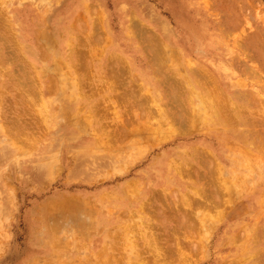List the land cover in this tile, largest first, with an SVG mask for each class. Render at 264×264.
<instances>
[{
  "label": "rangeland",
  "instance_id": "374dc122",
  "mask_svg": "<svg viewBox=\"0 0 264 264\" xmlns=\"http://www.w3.org/2000/svg\"><path fill=\"white\" fill-rule=\"evenodd\" d=\"M189 69L210 75L233 121L190 110L188 83L202 93L204 80ZM0 71V264H133L126 236L146 264L175 249L181 264H264V0H0ZM173 84L185 136L158 122L185 111ZM92 105L109 118L91 121ZM122 127L136 134L114 149ZM147 201L158 237L184 224L181 245L127 233Z\"/></svg>",
  "mask_w": 264,
  "mask_h": 264
},
{
  "label": "bare ground",
  "instance_id": "6f19581e",
  "mask_svg": "<svg viewBox=\"0 0 264 264\" xmlns=\"http://www.w3.org/2000/svg\"><path fill=\"white\" fill-rule=\"evenodd\" d=\"M152 57V56H151ZM152 62H154L155 61V63H159V61L160 60H158V58H152V60H151ZM157 61V62H156ZM1 72V71H0ZM188 76H189V74H190V76H196V77H198V80H199V78H202L203 80H204V84H199V83H196V84H199V85H201V86H203L204 85V87H203V89H204V92H202V91H200V92H202V93H199V92H197V89H196V87L195 86H193V82L192 81H190L189 83H188V81L190 80L189 78H188V76H187V78H185V80L184 81H187V83L190 85V87H191V89H188V90H190L189 92H188V94H189V96L190 97H192V100L193 99H195V98H197V101H198V106L196 107V109H194V108H190V110H192V112H193V110H196L195 112L196 113H201L202 115L204 114L205 116H207L208 117V121H215V123H216V121H218L219 123H220V121H227V119H232V121L234 120V117L232 116V115H230V116H232L231 118H226L227 116H225V118L223 119V114L222 113H224V110H231V111H233L234 110V108H233V110H232V108H231V106H228V105H226V101L228 102V100H225V97L223 96L224 94H222L223 92L220 90V89H218L217 87H216V84L214 83V80L210 77V75H208V77H210L211 79H209L208 80V77L205 75V73L206 72H204V73H195V71L194 70H188ZM201 72V71H200ZM173 76V75H172ZM169 77V76H168ZM168 77H167V79H168ZM195 77V78H196ZM207 78V79H206ZM167 79H165V82L167 83ZM183 79V78H182ZM170 80V79H169ZM169 80H168V82H169ZM160 81V80H159ZM171 81V80H170ZM213 81V82H212ZM176 82H178V80H176ZM196 82V81H195ZM182 83V82H181ZM214 83V84H213ZM112 85V84H111ZM174 86H175V84H173ZM218 85V84H217ZM109 85L107 84V87H108ZM177 86V85H176ZM175 86V87H176ZM181 87H183V86H181ZM83 88V87H82ZM108 88H110V87H108ZM113 88H115V87H113ZM112 88V89H113ZM177 89H175V90H173L172 91V94H173V99L175 98V96H176V99H178V97H177V94H178V92L176 91V90H180V88H178V87H176ZM80 89V88H79ZM201 89H202V87H201ZM202 89V90H203ZM54 90V89H53ZM80 91V90H79ZM107 93H108V99H110V95H112V93H113V91H110V92H108V91H106ZM176 92V93H175ZM222 92V93H221ZM51 93V92H50ZM49 94V93H48ZM178 95H180V94H178ZM84 96H85V94H84ZM94 95H92L90 98H92ZM122 96V95H121ZM125 96V95H124ZM130 96H132V95H130ZM180 96H182V95H180ZM88 97V96H87ZM117 97V96H116ZM112 99H110L111 101H114V97H113V95H112V97H111ZM122 98V97H121ZM123 98H125V97H123ZM105 99V98H104ZM109 100V101H110ZM124 100V99H123ZM175 100V99H174ZM172 100V102H175V103H177L178 105H179V100L177 101V100ZM188 100V99H187ZM191 100V99H190ZM189 100V101H190ZM196 100V99H195ZM106 103H108L107 102V98H106ZM200 101V102H199ZM232 101V100H231ZM180 102L182 103V101L180 100ZM112 103V105H111V107L109 106V108H111V110L114 108L115 109V112L113 113V111H112V113L113 114H115V117L117 118V116H118V112L116 111L117 109H118V107L116 106V104L118 103H116V102H111ZM174 103V104H175ZM180 103V105H179V107L178 108H180L181 110H185V111H182V112H184L183 113V116H182V114H181V112H180V116L178 115V116H176V114H169V113H167L165 110V112L162 110V116H160V117H162V121H161V119L159 118V121L158 122H160V123H166V125H168L169 126V128L172 130V132L173 133H175L176 132V134L177 135H183L184 133H186V130L187 131H189V129L188 128H190V125L191 124H193V123H191L190 125H189V119L190 118H192V116L190 115H187V114H189L188 113V111L186 110V109H184L183 107V103L181 104ZM190 103H192V102H190ZM189 103V104H190ZM41 104L43 105V101H41ZM44 104H45V102H44ZM101 104V103H100ZM99 104V105H100ZM110 104V103H109ZM122 104V103H121ZM177 104H175V106L177 105ZM40 105V104H39ZM98 105V106H99ZM177 105V106H178ZM184 105H185V103H184ZM231 105L232 106H234L235 107V105L231 102ZM101 106V105H100ZM103 106V105H102ZM180 106H183L182 108L180 107ZM191 106V105H190ZM107 107V106H106ZM41 108V107H40ZM96 108H97V110H99V108L100 107H97L96 106ZM103 108V107H102ZM109 108H107V109H109ZM173 109H175L174 111H176L177 112V110H176V108H173ZM93 110H95L94 112L96 113L95 115H96V117L94 116V113H93ZM102 110V111H101ZM101 110H99V112H102L103 113V115H104V113L105 112H103V109H101ZM110 110V109H109ZM236 110H237V107H236ZM92 111V112H91ZM124 111V110H123ZM199 111V112H198ZM238 111V110H237ZM42 112V111H41ZM99 112H97L96 111V109L94 108V106L92 105V106H89V115H90V120L91 121H101L102 119H107V118H109V116L106 114V115H104V118L103 117H100V118H98V116H99V114H101V113H99ZM108 112V111H107ZM160 112H161V110H160ZM159 112V113H160ZM227 112V111H226ZM225 112V113H226ZM234 112V111H233ZM99 113V114H98ZM187 113V114H186ZM229 114H230V112H228ZM227 113V115L229 116V114ZM48 112L46 111V110H44V115L45 116H48ZM152 113L150 112V113H148V116H147V118L149 119V118H152V116L154 117V113L151 115ZM179 114V113H178ZM187 115V117H186V115ZM190 114H191V111H190ZM197 114V115H198ZM98 115V116H97ZM102 115V116H103ZM107 116V117H106ZM121 116V115H120ZM172 117L171 119L172 120H170L169 122L167 121V118L168 117ZM182 116V117H181ZM229 116V117H230ZM237 116H238V114H237ZM113 117V116H112ZM136 117H138V116H136ZM48 118H49V116H48ZM84 118H87V117H84ZM96 118H98L99 120H97ZM102 118V119H101ZM202 118H204V117H202ZM201 118V119H202ZM212 118H213V120H212ZM122 119V118H121ZM138 119L140 120V117H138ZM169 119V118H168ZM193 119V118H192ZM226 119V120H225ZM237 119H238V117H237ZM44 120H46V119H44ZM78 120V119H77ZM117 120H119V119H117ZM203 120V119H202ZM66 121V120H65ZM87 121V120H86ZM104 121H106V120H104ZM114 121H115V119H114ZM121 121V120H120ZM123 121V120H122ZM126 121V120H125ZM141 121V120H140ZM152 121V120H151ZM157 121V120H156ZM200 121V120H199ZM207 120H206V123L205 124H207V122H208ZM236 121V120H235ZM240 121V120H239ZM130 122V120H128V123ZM228 122V121H227ZM229 122H231V120L229 121ZM127 123V122H126ZM125 123V124H126ZM127 123V124H128ZM210 124V123H209ZM222 124V123H221ZM225 124V123H224ZM159 125V124H158ZM135 126H137V125H135ZM178 126V127H177ZM194 126V125H193ZM206 126V125H205ZM121 127V126H120ZM126 127V126H125ZM124 127V129H123V127L121 128V129H123V130H126V128ZM138 127V126H137ZM159 127V126H158ZM161 127V126H160ZM164 127V126H163ZM182 127V132L179 130V128H181ZM137 129H140L139 127L137 128ZM148 128H146V130H147ZM164 129V128H163ZM168 129V128H167ZM178 129V130H177ZM120 130V129H119ZM129 130V129H128ZM128 130H126V131H128ZM146 130H143V131H146ZM152 129H150V132H152L151 131ZM179 131V132H177V131ZM126 131H124V133H122V135H121V137H119V136H117V137H115L116 139L115 140H110L111 141V143L109 142V144L112 146V148L114 147V149H118L119 150V148H118V146L116 145L117 143H120V141H121V144L125 141L124 139H126L125 137H127L128 138V136L130 135L131 137L133 136V134L135 133V131L134 130H132L133 132L132 133H130V131H128V132H126ZM141 131H142V129H141ZM142 131V132H143ZM120 132V131H119ZM136 132H138L137 130H136ZM147 132H149V130H147L145 133H147ZM159 132V131H158ZM96 133V132H95ZM130 133V134H129ZM118 135H119V133H117ZM136 134V133H135ZM148 134V133H147ZM159 134H161V133H159ZM159 134L157 135V136H159ZM143 135H144V137H142L141 135H139L140 136V140L141 139H143V138H145V134L143 133ZM150 135V134H149ZM7 136H8V134H7ZM116 136V135H115ZM137 136V135H136ZM147 136V135H146ZM155 136V135H154ZM184 136H185V134H184ZM138 137V136H137ZM12 138V137H11ZM124 138V139H123ZM158 138V137H157ZM13 139H14V137H13ZM138 139V140H139ZM146 139V138H145ZM127 140V139H126ZM164 140V139H163ZM169 140V139H168ZM245 140V139H244ZM159 141V140H158ZM9 143V142H8ZM108 144V145H109ZM124 144V143H123ZM139 144H140V142H139ZM13 145V144H12ZM11 145V146H12ZM132 147V146H131ZM147 147V146H146ZM109 148H111V147H109ZM114 149H112V150H114ZM233 150V149H232ZM182 152V151H181ZM196 152H198L197 150H196ZM196 152H194V153H196ZM206 152V151H205ZM204 152V153H205ZM250 152V151H249ZM185 153V152H184ZM203 152L202 151H199V154H201L202 156H203V154H202ZM186 154V153H185ZM188 154V153H187ZM206 154V153H205ZM179 155V154H178ZM183 155V154H182ZM190 155V154H189ZM197 155V154H196ZM201 155H200V157H201ZM133 156H135V155H133ZM191 156H192V154H191ZM193 156H195V155H193ZM136 157V156H135ZM187 157V156H186ZM189 157V156H188ZM132 158V157H131ZM194 158V157H193ZM198 158V157H197ZM203 158V157H202ZM201 158V159H202ZM134 159V158H133ZM132 159V160H133ZM119 160V159H118ZM130 160V159H129ZM175 160V159H174ZM185 160H187V159H185ZM198 160V159H197ZM204 160H206V159H204ZM209 160V159H208ZM176 162V164H177V160H175ZM194 161H195V159H194ZM203 161V160H202ZM209 161H211V160H209ZM214 161V160H213ZM216 161V160H215ZM133 162H135L134 160H133ZM172 162V161H171ZM242 162V161H241ZM127 163V162H126ZM186 163H188V162H186ZM198 163H200V162H198ZM205 163H207L206 161H205ZM213 162H211V163H209V164H212ZM172 164L173 163H171L170 165H171V167H173L172 166ZM173 165H175V164H173ZM201 165V164H200ZM210 166V165H209ZM202 167V166H201ZM213 167V166H212ZM211 167V168H212ZM176 168V167H175ZM174 168V169H175ZM188 168V167H187ZM192 168V167H191ZM191 168H189V169H191ZM206 168V167H205ZM208 168V169H207ZM206 168V170L208 171L207 172V175H208V177H215L214 176V174L212 175V171H209V167H207ZM171 169V168H170ZM173 168H172V170H174ZM177 170H175V172L176 173H178V175H179V177H180V174H184L183 176H185L186 175V177L187 176H189V175H191V177H193V175L192 174H194V172H192V170L193 169H191V172L189 173V171L190 170H188V169H186V166L184 167V165H181L180 167H177L176 168ZM213 169V168H212ZM216 169V168H215ZM219 169V168H218ZM224 169V168H223ZM196 170H198V168L196 169ZM217 170V169H216ZM221 171V170H220ZM219 171V172H220ZM203 172V171H202ZM224 172V171H223ZM196 173H197V177H198V175H200V173L198 172V171H196ZM211 173V174H210ZM177 175V174H176ZM195 176V175H194ZM195 176V177H196ZM182 177V176H181ZM190 177V176H189ZM206 177V174H204L201 178H200V176H199V179H203V181L205 182V180H204V178ZM217 178H215V180H216ZM218 179H221V177L220 178H218ZM238 179H241L240 177L238 178ZM185 180H186V178H185ZM181 181H182V179H181ZM199 182H200V180H198ZM197 181V182H198ZM209 183L208 182H206V186H207V184L208 185H210L211 183H212V181H214V179H212V178H210L209 180ZM219 181V180H218ZM224 181V180H223ZM189 182V181H188ZM198 182V183H199ZM220 182V181H219ZM196 183V182H195ZM224 183V182H223ZM227 183V182H226ZM200 184V183H199ZM220 185V184H219ZM219 185H218V187H219ZM224 185V184H223ZM205 186V187H206ZM215 186V185H214ZM221 186V185H220ZM217 187V188H218ZM222 187H224V186H222ZM198 189V188H197ZM215 189H216V187H215ZM214 189V190H215ZM220 189V188H219ZM200 190V189H199ZM225 190H226V188H225ZM203 191H205V190H203ZM197 192V191H196ZM199 192V191H198ZM201 192V191H200ZM225 192V191H224ZM202 193V192H201ZM205 193V192H204ZM204 193H202L203 195H204ZM212 194L210 195V192L208 193L209 194V199H211L210 201L211 202H213V206H217L218 204H220V203H218V204H216V202H214V199L213 198H215L214 196H213V192H211ZM216 193V192H215ZM214 193V194H215ZM222 194H220L219 195V193H217L216 194V198H217V195H219L220 197H222L224 194H223V192H221ZM200 194V193H199ZM198 194V195H199ZM196 195V194H195ZM206 195V194H205ZM204 195V196H205ZM208 196V195H207ZM210 196L212 197V198H210ZM218 196V197H219ZM226 196H228V195H225V197ZM153 197H154V195H153ZM152 197V198H153ZM191 198H192V196H191ZM199 198H201L202 199V201H199V200H197L196 202H195V204L198 202L199 203V205H198V203L196 204V206L198 205V206H200V205H202V206H205V208H206V206H207V201H209V199L207 198V197H199ZM193 199V198H192ZM195 199V198H194ZM212 199H213V201H212ZM221 199V198H220ZM147 200V199H146ZM186 200H189V199H186ZM224 200V199H223ZM190 201V200H189ZM193 201V200H192ZM206 201V202H205ZM218 201H219V199H218ZM146 202V201H145ZM188 201H186L183 205L185 206H189L190 207V205L188 204H186ZM202 202V203H201ZM205 202V203H204ZM224 202V201H223ZM189 203V202H188ZM226 203V202H225ZM205 204V205H204ZM214 204H216V205H214ZM151 205L152 204H150L149 203V201H147V203H144V204H141V206L139 207L140 208V210H139V215H140V217H142V218H140V219H142V222L143 223H141V224H136V223H134V224H132L133 226H131L130 225V227L127 225L125 228H127L126 229V231H127V233H131L132 232V228H134V230H136L137 232V234H140V238L141 239H143L144 240V242H145V244L147 245V246H149V248L150 249H156L159 245H161L162 243V241L164 242V243H168V242H170V240H174V241H172V242H174L175 243V245L174 246H177L176 245V243H178V242H176V241H180V235L177 233V236H176V238L174 237L176 234H175V231L177 232V230L179 231V232H181L180 230H184L185 228L183 227L184 226V224H179V226L177 227V229L174 231V233L172 234L173 235V237L174 238H172V235L171 236H169V234H168V236H166V238L164 239L163 237H158L157 236V234L155 233V225H156V222L154 223V222H152V217H151V215L153 214L152 212H151ZM182 205V206H183ZM193 206H195L194 205V203L192 204ZM209 205V204H208ZM183 206V207H184ZM193 206H191V207H193ZM198 206L197 207H193V208H198ZM202 206H200L199 208H201ZM168 207H170L169 205H168ZM171 208H172V210H171ZM176 207L175 206H173L172 205V207H170V208H168V210L170 211H172V212H174V214H178V212H179V209L177 208V210L175 209ZM192 208V209H193ZM212 208V207H211ZM214 209V208H213ZM163 211V210H162ZM170 211V213H172ZM180 211H181V209H180ZM206 211V210H205ZM165 212V211H164ZM210 213V212H209ZM151 214V215H150ZM173 214V213H172ZM203 214V213H202ZM204 214H206V213H204ZM203 214V215H204ZM150 215V216H149ZM154 215V214H153ZM183 215V214H182ZM188 216V215H187ZM206 216V215H205ZM177 217V216H176ZM200 218V217H199ZM201 218H203V217H201ZM208 220V219H207ZM192 221V220H191ZM197 221H198V219H197ZM160 222V221H159ZM193 222H194V220H193ZM192 223V222H191ZM195 223H196V221H195ZM194 223V224H195ZM200 223V225L199 226H201V228L203 227L204 228V226H206V220L205 219H200V222H197V224H199ZM193 224V223H192ZM191 224V225H192ZM192 225L193 226V228L191 227V231L192 230H194V228H196V227H198L197 226V224L196 225ZM180 227L182 228V229H180ZM121 228V227H120ZM124 228V227H123ZM206 228V227H205ZM185 231V230H184ZM189 231H190V228H189ZM175 234V235H174ZM178 235H179V237H178ZM194 235V234H193ZM127 237V240H126V238H125V234H124V238H125V242L127 241V243L126 244H128V246H129V248L131 247V249H132V255H135V257L133 256V258H134V260L132 261V263L133 264H146V262L145 261H142L143 259H144V257H143V255L144 254H141V253H139L135 248L136 247H138L137 245L138 244H136V242H133V241H131V246L129 245V237L130 236H126ZM172 238V239H171ZM177 238H178V240H177ZM176 239V240H175ZM134 240V239H133ZM138 240H139V238H138ZM171 243V242H170ZM178 244H182V240L180 241V243H178ZM127 246V247H128ZM169 246V245H168ZM179 247H181V246H179ZM169 248V247H168ZM173 248V247H172ZM171 248V249H172ZM170 249V248H169ZM170 249V250H171ZM173 250V249H172ZM176 250V249H175ZM175 250H173V251H175ZM168 251V250H167ZM173 251H168V252H164V253H160L159 254V261H157V262H159L160 264L161 263H166V264H172L174 261H176L178 264H181V263H186L189 259H188V257H187V255L186 254H184L181 250H178V252H177V250L175 251V252H173ZM188 254V253H187ZM125 255V254H124ZM131 255V254H130ZM131 255V256H132ZM163 256V257H162ZM122 257H126V256H122ZM112 258V257H111ZM120 258V257H119ZM127 259H129V258H127ZM149 259V258H148ZM148 259H147V261H148ZM112 260H114V259H112ZM123 260H124V258H123ZM131 260V259H130ZM145 260V259H144ZM115 261V260H114ZM118 261V260H117ZM122 262V261H121ZM127 262V261H126ZM130 262V261H129ZM150 262V261H149ZM156 261H154V264H158ZM124 262H122V264H123ZM129 264H131V263H129ZM148 264V263H147Z\"/></svg>",
  "mask_w": 264,
  "mask_h": 264
},
{
  "label": "crops",
  "instance_id": "0c3cea01",
  "mask_svg": "<svg viewBox=\"0 0 264 264\" xmlns=\"http://www.w3.org/2000/svg\"><path fill=\"white\" fill-rule=\"evenodd\" d=\"M74 5H76V3Z\"/></svg>",
  "mask_w": 264,
  "mask_h": 264
}]
</instances>
